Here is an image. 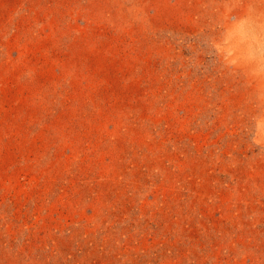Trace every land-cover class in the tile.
Masks as SVG:
<instances>
[{
	"label": "rangeland",
	"instance_id": "obj_1",
	"mask_svg": "<svg viewBox=\"0 0 264 264\" xmlns=\"http://www.w3.org/2000/svg\"><path fill=\"white\" fill-rule=\"evenodd\" d=\"M0 264H264V0H0Z\"/></svg>",
	"mask_w": 264,
	"mask_h": 264
}]
</instances>
